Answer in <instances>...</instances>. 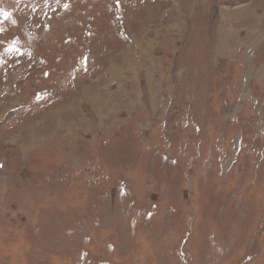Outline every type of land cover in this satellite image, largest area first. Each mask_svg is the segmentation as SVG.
<instances>
[{
    "label": "rangeland",
    "instance_id": "374dc122",
    "mask_svg": "<svg viewBox=\"0 0 264 264\" xmlns=\"http://www.w3.org/2000/svg\"><path fill=\"white\" fill-rule=\"evenodd\" d=\"M0 264H264V0H0Z\"/></svg>",
    "mask_w": 264,
    "mask_h": 264
},
{
    "label": "bare ground",
    "instance_id": "6f19581e",
    "mask_svg": "<svg viewBox=\"0 0 264 264\" xmlns=\"http://www.w3.org/2000/svg\"><path fill=\"white\" fill-rule=\"evenodd\" d=\"M225 23H226V22H225ZM83 95H84V94H83ZM72 122H73V121H72ZM69 123H71V122H69ZM71 124H72V123H71ZM72 125H74V124H72ZM72 125H71V126H72ZM75 125H76V124H75ZM67 128H68V127H67ZM67 128H66V129H67ZM69 128H70V127H69Z\"/></svg>",
    "mask_w": 264,
    "mask_h": 264
},
{
    "label": "snow or ice",
    "instance_id": "6c2138e0",
    "mask_svg": "<svg viewBox=\"0 0 264 264\" xmlns=\"http://www.w3.org/2000/svg\"><path fill=\"white\" fill-rule=\"evenodd\" d=\"M5 16H7V13H4Z\"/></svg>",
    "mask_w": 264,
    "mask_h": 264
}]
</instances>
